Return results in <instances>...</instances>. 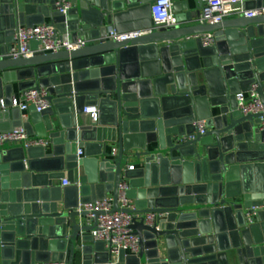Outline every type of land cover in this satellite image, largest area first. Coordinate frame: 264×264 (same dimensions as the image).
Masks as SVG:
<instances>
[{"label": "water", "instance_id": "1", "mask_svg": "<svg viewBox=\"0 0 264 264\" xmlns=\"http://www.w3.org/2000/svg\"><path fill=\"white\" fill-rule=\"evenodd\" d=\"M57 1L0 0V132L23 125L53 144L48 153L0 144V264H75L78 251L81 264H264V133L258 127L264 112L244 115L236 102L240 91L257 85L264 103V15L200 24L199 10L174 1L177 24L154 28V0H72L66 14L57 11ZM260 6L264 0H247L248 8ZM46 18L60 34L99 41L28 58L7 55L16 26ZM110 28L148 32L108 40ZM204 34H213L215 43L205 46ZM15 81L19 90L47 89L51 106L42 112L31 106L30 121L23 122L12 104ZM85 106L98 109L97 122L84 121ZM201 120L206 133L182 140ZM108 142H119L114 159L107 157ZM131 159L139 164L135 170L125 167ZM37 172L51 179L67 172L70 185L54 193L50 181L36 185ZM124 179L135 205L125 211L163 215L153 226L135 219L140 250H122L114 262L104 242L79 247L80 234L96 221L82 226L78 218L88 215L80 206L107 193L120 211ZM32 186H39L38 196ZM252 207L260 209L249 222Z\"/></svg>", "mask_w": 264, "mask_h": 264}, {"label": "built area", "instance_id": "2", "mask_svg": "<svg viewBox=\"0 0 264 264\" xmlns=\"http://www.w3.org/2000/svg\"><path fill=\"white\" fill-rule=\"evenodd\" d=\"M57 11L61 14H66L72 9L75 4L72 0H59L56 3ZM200 9L198 23H219L231 17H248L264 15V6L248 8L247 0H200ZM173 0H154L151 6V17L153 19V27H167L177 24V18L173 10ZM147 30H132L130 32H117L115 28H111L107 34L109 40H128L132 37H138L146 34ZM13 43L7 53L8 56L14 58L32 56L35 52H60L63 50H77L87 45L88 40L83 37L72 39L67 35L60 34L56 26L52 22L45 21L43 24L33 26L18 25L15 28ZM202 41L205 46H210L215 43L213 34H204ZM36 43V48L33 44ZM257 85H253L250 91H240L236 95L237 110L244 115L264 112V103L261 101L257 91ZM21 98H13V107H17L23 112L22 121L28 119L30 107L34 106L36 111L42 112L51 106V101L48 98L49 92L47 89L38 87H29L23 91ZM84 113L89 116L90 122H97L99 111L96 107L85 106ZM24 119V120H23ZM258 127L264 133V114L258 117ZM196 130L184 137L182 140H193L197 135H204L208 130L206 120L196 121ZM5 141L10 144H22L27 149L30 147L48 148L51 142L48 138L35 137L29 135L27 129L23 125L15 126L9 131L0 132V144ZM84 150L78 148L77 156L82 158ZM110 156L115 158L118 155V149L113 147L110 151ZM134 164H128L127 169L135 170ZM70 184L69 179H63V186ZM129 190L128 182L124 179L119 184V206L120 211H114V198L107 196L102 200L85 203L80 206V209L87 211L90 224L96 221V228L91 231L92 239L95 242H104L116 262L122 250L127 254H138L140 250L139 236H137L131 225L135 219L145 218L148 225H155L163 214L157 212L130 213L124 209L135 210L134 200L131 199L127 191ZM260 208L252 207V210L247 215L249 222H252L254 215ZM35 264H65L63 261L37 262Z\"/></svg>", "mask_w": 264, "mask_h": 264}, {"label": "crops", "instance_id": "3", "mask_svg": "<svg viewBox=\"0 0 264 264\" xmlns=\"http://www.w3.org/2000/svg\"><path fill=\"white\" fill-rule=\"evenodd\" d=\"M173 1H181V2H184V1H186V2H188V4H189V6H190V10H192V11H194V12H197L199 9H200V0H173ZM154 3V2H153ZM152 3V4H153ZM231 18H234V17H231ZM231 18H228V19H231ZM46 21L47 22H49L50 21V19L49 18H46ZM197 23H198V19H197ZM191 23L190 22H186V23H184V24H181V25H179L180 27H184L185 25H190ZM111 29V28H110ZM108 39V38H107ZM109 40V39H108ZM99 40L97 39L96 41H88V43H87V45L86 46H88V45H94V44H96L97 42H98ZM36 43H34L33 44V47H35L36 48ZM24 90H19V81H15V82H13V92H14V98L16 97V98H21V96L23 95V92ZM91 107V106H90ZM4 110V109H3ZM20 114H21V117H23V112H21V110H20ZM83 119H84V121L87 123V122H90V119H89V116L87 115V114H83ZM21 120H22V118H21ZM24 120V119H23ZM24 121H26V122H28V121H30V111H29V113H28V119L27 120H24ZM5 124H7V122H5ZM50 141H51V139H50ZM10 144V143H9ZM50 145L48 146V148H45V152L46 153H48V152H50L51 150H52V148H53V144H51V142L49 143ZM113 147H116L117 149H118V152H119V142L118 143H115V142H108L107 143V157H109L110 159H114L112 156H110L109 154H110V151H111V149L113 148ZM35 148H40V147H35ZM83 150H84V148H83ZM93 152H95V153H97V148H94L93 147ZM127 153V152H126ZM42 154V150L41 149H37L36 151H35V156H40ZM94 154V153H93ZM84 155V154H83ZM94 157H96V156H94ZM35 159H38L39 161H41V159L40 158H38V157H36ZM136 159H131V161L130 162H128V164H134L135 165V167L137 168V167H139V164H135V163H133V162H136L135 161ZM47 166V165H46ZM128 165H126L125 167H127ZM135 168V169H136ZM82 169H80V174H82ZM50 174L51 173H49V174H47V173H43V172H37L36 173V179H37V184L36 185H42V184H44V183H48L49 181L51 182L50 184H51V186L53 187V191H54V193H61V191H62V193H63V189H64V187H67V186H63V179H70L69 178V176H68V174H67V172L65 173V177L64 178H53V179H51L49 176H50ZM34 185V184H33ZM70 185V184H69ZM36 187L37 186H32V189H30V192L32 193V192H34V194L33 195H37L38 193V190L36 189ZM39 187V186H38ZM37 187V188H38ZM22 190L23 191H26L27 189H24V188H22ZM107 195L109 196V197H113L114 198V195H112V193H107ZM38 196V195H37ZM78 223H79V225H82V226H85V225H93V224H90V220H89V218H88V216H85V217H79L78 218ZM91 231L92 230H85V232H82L81 234H80V236H79V239H78V243L77 244H79V247L82 249V247H84V246H86L87 244H90V245H92L93 247H95V241L92 239V238H88V236H90L91 235ZM87 237V238H86ZM86 238V239H85ZM100 253H101V255L102 256H104L105 255V250L103 249V250H101V251H99ZM74 262H75V264H81L82 263V253L81 252H77V254H76V256H75V259H74Z\"/></svg>", "mask_w": 264, "mask_h": 264}]
</instances>
